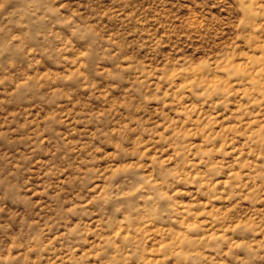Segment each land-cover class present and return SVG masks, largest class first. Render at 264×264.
Instances as JSON below:
<instances>
[{
    "label": "rangeland",
    "instance_id": "rangeland-1",
    "mask_svg": "<svg viewBox=\"0 0 264 264\" xmlns=\"http://www.w3.org/2000/svg\"><path fill=\"white\" fill-rule=\"evenodd\" d=\"M0 264H264V0H0Z\"/></svg>",
    "mask_w": 264,
    "mask_h": 264
}]
</instances>
